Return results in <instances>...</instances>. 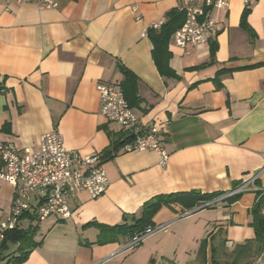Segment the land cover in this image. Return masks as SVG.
I'll use <instances>...</instances> for the list:
<instances>
[{
    "label": "crops",
    "instance_id": "crops-1",
    "mask_svg": "<svg viewBox=\"0 0 264 264\" xmlns=\"http://www.w3.org/2000/svg\"><path fill=\"white\" fill-rule=\"evenodd\" d=\"M53 1L55 8L40 9L0 0V143L34 151L40 136L56 129L66 149L103 155L125 132L100 114L96 88L103 82L122 90L123 66L137 78L131 108L144 126L160 130L168 162L122 148L102 158L107 190L70 199L67 220L28 217L17 231L32 234L30 247L0 231V264H13L22 249L27 254L17 264H179L171 256L185 243L198 253L192 264H264V241L252 226L261 201L264 217V195L251 192L189 211L162 206L152 224L164 228L125 248L128 228L154 198L225 196L263 167L264 0L247 6L251 34L239 27L244 0L213 12L217 28L205 44L178 48L172 34L168 64L178 79L159 74L146 34L153 22L167 23L173 0ZM13 198L14 188L0 180V221ZM99 225L119 228L101 233Z\"/></svg>",
    "mask_w": 264,
    "mask_h": 264
},
{
    "label": "built area",
    "instance_id": "built-area-1",
    "mask_svg": "<svg viewBox=\"0 0 264 264\" xmlns=\"http://www.w3.org/2000/svg\"><path fill=\"white\" fill-rule=\"evenodd\" d=\"M5 1L7 4L16 5L34 2L40 9L57 6L53 0ZM173 1L176 3V11L184 15V23L173 32V43L178 48H184L209 41L217 28L213 12L226 9L230 0ZM250 1L244 0L245 6ZM163 24V20L153 22L149 29L157 31ZM96 89L100 114L108 122L118 124L130 137L122 151H153L158 154L161 166H166L169 155L159 138L160 130L156 126H144L141 123L125 100L122 90L116 85L101 82ZM262 157L264 159V151ZM101 163V154L83 156L76 150L66 149L62 135L56 129L40 136L34 151H17L12 144L0 143V180L14 188V200L9 213L0 221V231L17 230L28 217L36 222L52 215L62 220L70 218V199L80 192H86L95 199L107 190L109 181ZM263 174L264 165L254 174L243 178L228 194L217 197L204 206H212L246 192L264 195ZM163 228H145L134 235L125 248L139 246L151 234Z\"/></svg>",
    "mask_w": 264,
    "mask_h": 264
},
{
    "label": "trees",
    "instance_id": "trees-1",
    "mask_svg": "<svg viewBox=\"0 0 264 264\" xmlns=\"http://www.w3.org/2000/svg\"><path fill=\"white\" fill-rule=\"evenodd\" d=\"M250 13V8L245 7L244 11L240 16L239 27L242 31L251 34L252 30H250V26L248 25L247 18ZM167 23L163 24L160 30L148 29L147 35L150 37V40L153 44L152 57L156 68L159 74L164 78H173L178 79V76L174 71L169 67L168 60L170 57V53L167 51V45L169 39L173 32H175L178 28L182 26L184 23V15L182 13L177 12L176 10L172 11L168 16ZM121 75L123 76V80L121 83V87L123 90V94L125 100L128 105L132 107L138 101L136 83V76L131 73L128 69L120 66ZM227 73V71H219L218 76ZM130 141V137L127 133L120 134L119 137L112 139L111 145L109 149H106L102 155L103 159L111 158L116 155L117 152L128 142ZM222 194H201L200 192L191 191L187 193H174L169 194L167 196H158L154 198L149 203L145 204L142 210V215L134 220V224L128 228L130 232V239L136 235L137 233L142 232L147 227H153L152 218L156 214V212L163 206H171L173 204H177L181 206L183 209L189 211L193 210L197 207H200L217 197H220ZM237 198V196L226 199V202L233 201ZM262 202V201H261ZM261 202L252 210L253 215V228L255 232L256 241L258 243H262L264 241V217L260 213V207L262 205ZM101 230V233L104 231H113L119 226L107 228L105 226H98ZM100 233V235H101ZM31 237L32 234L29 232H20L17 230L9 231L5 233V238L11 241H19L26 248L32 246L31 245ZM98 243H104L101 240H98ZM204 243L201 244L200 250L203 249ZM27 254L25 249L20 251V256L16 258H12L13 264L19 263ZM1 260V253H0ZM215 264V262H214Z\"/></svg>",
    "mask_w": 264,
    "mask_h": 264
},
{
    "label": "rangeland",
    "instance_id": "rangeland-1",
    "mask_svg": "<svg viewBox=\"0 0 264 264\" xmlns=\"http://www.w3.org/2000/svg\"><path fill=\"white\" fill-rule=\"evenodd\" d=\"M180 247L181 248L176 252V254L174 253L172 254L171 259L174 258L173 260L179 264H192L193 262L196 261L198 253L194 249L193 244L192 246H190L189 243H185L183 244V246H180ZM198 263L201 264V259L199 258H198Z\"/></svg>",
    "mask_w": 264,
    "mask_h": 264
}]
</instances>
